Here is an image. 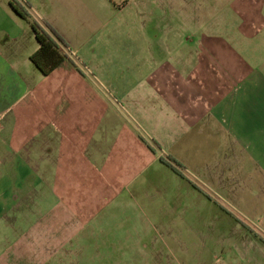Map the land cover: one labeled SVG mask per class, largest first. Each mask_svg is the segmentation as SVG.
Segmentation results:
<instances>
[{
    "label": "crops",
    "instance_id": "1",
    "mask_svg": "<svg viewBox=\"0 0 264 264\" xmlns=\"http://www.w3.org/2000/svg\"><path fill=\"white\" fill-rule=\"evenodd\" d=\"M9 1L0 0V264H10L12 214L27 212L28 203L41 220L66 230L50 241L48 260L129 261L118 247L133 243L114 232L129 221L92 224L95 213L71 212L73 193L37 142L49 130L71 132L72 116H54L51 101L84 86L107 95L123 117L120 132L133 160L158 156L148 137L181 164L175 191L197 194L192 177L229 190L241 175H261L264 183V0H17L29 5L28 18ZM195 3L191 30L187 12ZM30 20L47 22L67 45L70 60L46 75L28 58L37 47ZM7 114L15 116L13 129ZM102 148L90 147L86 159L103 163ZM146 215L130 227L167 228L163 217ZM248 234L244 241L255 252L246 247L243 264H264L263 230Z\"/></svg>",
    "mask_w": 264,
    "mask_h": 264
},
{
    "label": "rangeland",
    "instance_id": "2",
    "mask_svg": "<svg viewBox=\"0 0 264 264\" xmlns=\"http://www.w3.org/2000/svg\"><path fill=\"white\" fill-rule=\"evenodd\" d=\"M195 5V9L193 5V8L188 6L187 12L191 30L195 28V17H199L200 7ZM98 87L104 90V85L98 84ZM88 90L89 86H84L72 95L65 98L58 95L51 101L54 116H72L75 127L71 132L49 130L37 134V142L43 145V156L53 157L56 174L68 183L67 191L73 193L71 212L80 209L95 213L92 224L119 226L121 222L145 220L148 214L153 221L163 217L167 227L135 229L128 222L129 228L123 231L116 228L114 232L119 239L133 243L118 247L129 252L124 259L129 261L107 260L102 264H243L246 247L255 252L254 247L244 241L248 233L264 232L262 176L241 175L231 181L230 190L192 177L189 179L197 182L193 184L199 189L197 194L175 191L177 183L173 178L177 174L159 161L160 155L165 158L167 154L159 153L158 146L145 137L158 156L154 161L151 158L144 162L133 160L129 156L132 147L127 143L128 138L120 132L123 117L107 95L88 93ZM7 119L11 122L8 127L13 129L14 114H7ZM21 139L30 138L24 134ZM90 147L107 150L106 160L103 163L87 160ZM140 182L141 187L137 185ZM157 184H165L168 190L164 193ZM25 209L27 212L11 217L10 264H62L58 256L52 261L45 254L52 251L50 241L54 236H61L57 230L59 233L66 230L55 228L57 222H51L45 215L41 220L33 205L28 203ZM254 235L259 236L255 232ZM41 253L47 260H39ZM254 257L252 254L251 258Z\"/></svg>",
    "mask_w": 264,
    "mask_h": 264
},
{
    "label": "trees",
    "instance_id": "3",
    "mask_svg": "<svg viewBox=\"0 0 264 264\" xmlns=\"http://www.w3.org/2000/svg\"><path fill=\"white\" fill-rule=\"evenodd\" d=\"M9 5L18 16L28 18L27 9L29 5L26 2L21 3L17 0H10ZM30 26L37 47L28 58L42 75L50 73L64 60H70L66 51L63 50L67 47L66 42L47 22L30 20ZM72 64L74 63L72 62ZM77 69L79 70V68ZM159 159L174 172L183 175L180 170L181 164L175 158L167 155L165 158L160 156Z\"/></svg>",
    "mask_w": 264,
    "mask_h": 264
}]
</instances>
